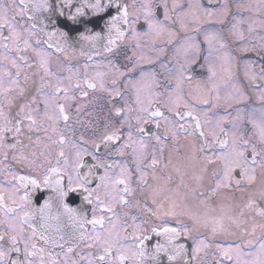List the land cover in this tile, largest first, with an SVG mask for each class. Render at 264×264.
<instances>
[{"label": "snow or ice", "instance_id": "1", "mask_svg": "<svg viewBox=\"0 0 264 264\" xmlns=\"http://www.w3.org/2000/svg\"><path fill=\"white\" fill-rule=\"evenodd\" d=\"M237 7L250 8L241 5ZM257 7L264 12V0H260ZM229 13L228 0H223L218 9L204 8L197 2L189 3L187 10H181L177 0H173L171 8L168 0H160L158 5L154 0H19L18 5L16 0H11L9 4L0 2V38L13 42L11 48L7 43L3 47L8 51L21 53L19 59L23 62L17 63L15 59L10 61L16 69V77L10 80L9 87L0 85V95L15 89L17 98L23 99L26 88L19 85V76L25 68H36L40 73V85L36 92L43 95L45 88L52 89L44 97L41 120L51 122V132L56 136L53 139L52 135H48L49 128L37 124L34 113H40L32 107L37 102L36 95L32 96L31 101L17 105L18 111L13 119H9L4 108L0 107V149H15L20 145L19 139L13 144H5L6 134L12 133L14 137H19L25 126L29 133L42 130L46 136L45 140H41L39 136L33 140L29 135V142L36 145V149L30 155L21 152L12 157L17 163L35 172V176L19 175L6 164L2 170L6 180L11 178L8 182L13 183V187H0V264H59L51 253H47L48 258L45 260L46 249L38 246L37 240L48 244L50 237L45 235V231L51 227L49 222L56 221V231H60L59 222L63 216H67L73 227L81 230L72 239L85 242L88 249L97 248L98 254L95 257L89 253L87 257L80 258L86 260L87 264H163L165 260L167 264H181L186 254L185 244L179 242L182 237L193 239L191 259L197 260L200 253L207 255L208 249L213 247L209 238L197 239L193 236L201 228L208 229L211 237L220 234L237 237L236 241L227 246L220 243L214 245L218 254H214V264H225L226 261L229 264H264V179L258 190L249 192L238 214L232 215L229 209H222V213L217 216L207 212L198 215L181 202L183 197L178 194L162 195L164 190L150 185L148 173L142 170L148 147L145 125L154 120L158 128L163 122L173 140L178 133H183L186 138L198 136L203 141L198 147L193 143V154H201V171H207L208 165L221 166L222 175L216 179L215 186L208 189L209 197L215 196L221 189H231L233 173L237 169L240 179H235V186L241 192L244 191L242 182L249 186L255 184L257 168L264 175V85L258 88L256 95L261 104L260 109L245 113L239 105L247 97L234 85L235 95L230 94L223 101L226 115L218 117L214 124L209 116L213 109L221 106L222 99L214 82L217 73L213 58L215 61L229 63L231 56L225 51L227 44L221 31L206 28L205 25H224ZM17 17H26L30 23L18 31ZM241 23L242 21H236L228 29L229 36L234 40L244 39L243 32L239 30ZM175 25H178V29ZM138 26L145 30L138 31ZM261 26L264 27V21ZM4 28L8 29L7 36L3 35ZM249 31H252L251 25ZM33 39L36 46L32 44ZM53 39L56 43H53ZM41 43L48 50H54L57 57L62 54L66 61L77 54V46L79 55H87L91 60V55L85 51L86 47L97 54L101 51L111 54L125 43L134 45L132 55L127 57L130 67L122 68L109 60L104 65L106 71H97L89 76L88 65H85L83 84L89 89L98 88L108 92L110 96L120 97L122 93L118 85L121 80L127 73L138 71L137 78L124 82V87L131 88L134 93L136 107L115 108L114 115L122 117L119 125L105 123L104 131L95 138L85 139L81 135L78 139H73L66 136L63 131L58 130L57 123L60 120L66 123L70 117L64 104L59 103L57 98L63 93L64 98L69 99L67 93L73 86V75L67 77V86L63 83L64 77L58 78L55 84L50 83L46 78L55 77L51 70L53 53L40 47ZM21 44L23 48L20 47ZM167 46L174 48L172 60L175 61V67L173 70L167 64H161V68L168 73L164 77L166 84L163 85V91H152L153 88L160 89L161 82L157 72L145 65L154 66L165 54ZM29 50L36 58L35 64L29 63L28 58L22 55ZM150 53H154L155 57ZM201 57L209 73L204 83L195 81L189 74ZM4 59L7 60L8 57L5 56ZM96 67L99 68L100 65L97 64ZM67 71L71 73V67H67ZM74 75L77 77L75 87L79 88L81 81L78 72ZM108 76H111L114 86L111 89L107 87L105 79ZM93 79L98 80V85L93 83ZM257 79L255 74L249 76L252 85H255ZM259 79L264 81V74ZM24 80L28 81L29 77L25 75ZM145 85L149 88L147 97L143 95ZM185 86L188 88L187 94ZM82 96L87 97L88 92H83ZM14 99L5 96L9 106ZM53 102L55 112L50 111ZM197 105L206 107L197 108ZM161 109L170 113L171 118ZM227 109H233L235 115ZM175 117H179V120L189 118L193 123H174ZM246 124L251 126L250 135L245 131ZM125 126L128 129L126 138L122 136ZM133 130L140 135L139 140L134 137ZM122 138L125 142L116 147ZM151 139L161 145L162 154L161 136L152 134ZM253 139L257 143H253ZM217 146L220 149L218 153L205 154L206 148L213 149ZM129 149L135 173L128 164L113 159L124 157ZM246 153L250 154V159ZM3 156L7 160L8 153L4 152ZM53 158L55 164L52 163ZM161 162L153 151L147 167L155 168ZM213 175L216 176V173ZM152 178L156 179L155 173ZM21 189L24 190L23 195L19 194ZM37 191L48 192L38 208L32 202L33 194ZM137 192L146 199H137ZM74 193H79L82 202L92 206L91 219L87 218L86 213L66 203ZM54 204L57 209L55 214L52 213ZM200 204L206 205V201L201 200ZM117 205L128 209L123 216L125 220L130 218L132 221L131 235L127 233L126 224L121 222L120 214L116 212ZM97 206L99 211L110 213L111 217L106 220L105 216L96 215ZM133 211L144 219L138 223L139 217L133 215ZM246 211L254 213L259 222L252 218L241 219ZM106 223L110 227H105ZM86 224L93 226L91 234L84 230ZM96 225H100L103 231H96ZM144 225H149L147 231ZM233 228L235 231L230 230ZM152 235L163 237V242L158 241L149 249L146 242ZM61 239L64 237L61 236ZM20 245H23V259H12V253L21 252ZM68 251L71 252L72 248ZM64 264H68L67 259ZM72 264H76V261Z\"/></svg>", "mask_w": 264, "mask_h": 264}, {"label": "flooded vegetation", "instance_id": "2", "mask_svg": "<svg viewBox=\"0 0 264 264\" xmlns=\"http://www.w3.org/2000/svg\"><path fill=\"white\" fill-rule=\"evenodd\" d=\"M5 4L11 3V0H0ZM173 0H168L169 7L171 8ZM177 2L181 5V10H187V5L189 3H200L204 8H213L218 9L220 5L223 3V0H212V3H209V0H177ZM260 0H228V4L230 7L229 16L226 19L224 25L219 24H208L205 25L206 28H214L221 31V34L227 44V51L231 60L229 63H224L221 61H215V71L217 73L215 78V83L218 86V92L221 96V106L212 110L209 113L213 124L216 119L220 116L226 115V109L224 106V98L228 97L230 94L234 95L233 86L236 84L243 94L247 97V100L244 101L239 107L245 110V113L251 112L253 110H258L261 108V104L257 101L256 95L257 90L261 85H264V81H261L259 77L264 74V27L261 26V21L264 20V12L258 9V4ZM155 4H159L160 0H154ZM16 4H19V0H16ZM237 5L241 6H250V8H238ZM12 11H9V15L11 16ZM160 18H163L162 8L160 9ZM18 21L17 30H21L22 26L30 23L26 17H17ZM236 21H242L239 25V30L243 32L244 39L234 40L229 36L228 29L231 27L233 23ZM142 23V22H141ZM251 25L252 31H249V26ZM178 29V25H175ZM144 27L138 26V31H144ZM3 35H8V29L4 28ZM43 40V38H41ZM8 44L9 48L13 46L12 41H5L0 38V85L3 87H9V82L11 79L16 77V69L12 67L10 61L15 59L17 63H23L19 56L21 53L16 51H8L3 45ZM53 43H56L55 39H53ZM33 46L35 45V39L32 40ZM159 46V42L158 45ZM23 48V45H20ZM40 47L48 50L46 45L41 43ZM134 45L123 44L119 48L118 51H115L111 54L103 53L97 54L94 51H91L87 47L85 51L88 52L92 59L89 60L87 55H79V50L77 46V54L73 56L71 60L66 61L64 56L61 54L57 57L54 50L52 51V60H51V70L55 74L53 78H46L50 81V83L55 84L57 79L60 77H64L63 83L65 86L69 84L67 79L68 76L73 75V79L71 84L73 85L67 96L69 99L64 98V94L62 93L57 99L58 102L64 104L66 108V112L69 115L70 119L65 123L63 120H60L57 123V128L60 131L73 139H78L81 135L84 136L85 139L95 138L99 136L104 131V125L108 122H113L117 126L119 125V120L122 117H116L114 115V109L117 107H126L132 106L136 107L134 104L135 96L131 88L126 89L124 87V82L126 80H132L138 77L139 72L127 73L126 76L121 80L118 87L121 91L120 97L110 96L108 92L100 91L98 88L96 90L89 89L86 84H83V80L85 79V65H88V75L93 76L97 71H106L104 67L105 64L109 60L113 63L119 64L122 68L130 67L131 63L128 61L127 57L132 55V48ZM174 48L172 46L166 47V52L163 54L160 59L155 63L154 66L145 65V67H152L158 74V79L161 82L160 89H151L152 91H163V85L166 84L164 79L165 75H167V71L161 68V64H167L169 68L174 70L175 61L172 60ZM206 54L202 53V56ZM22 55L28 58L29 63H36V58L32 51H25ZM150 55L155 57L154 53H150ZM7 56L8 59H4ZM99 64L100 67L97 68L96 65ZM67 67H71L72 72L69 73L67 71ZM78 72V78L81 81V87H75L76 84V74ZM194 77L195 81H200L202 83L207 81L208 78V69L205 61L201 57V59L192 66V71L189 73ZM255 74L258 79L255 82V85H252L249 80V76ZM27 75L29 77L28 81L24 80V76ZM235 77V78H234ZM107 82L108 88H113L114 86L111 83V76L105 78ZM236 80V81H235ZM93 83H97L98 80L93 79ZM19 85L26 88V95L23 99L17 98V91L14 89L12 92L5 93L4 95H0V107L4 108L5 113L8 115L9 119H13L16 117V113L18 111L17 105L19 103H24L26 101H31L33 95H36L37 102L32 105L34 109H38L40 115H35L38 125H43L44 128H49L48 135H52L53 139L56 138L55 135L52 134L50 129V121L41 120V115L44 112V97L50 94L52 89L45 88L43 90V95L36 92V88L40 85V73L36 68L28 69L25 68L20 76H19ZM144 92L143 95L147 97L149 95V88L147 85L143 86ZM88 92L87 97H83V92ZM188 88L185 86V94H187ZM5 96L15 98L13 104L9 106L5 101ZM206 106L197 105V108H203ZM235 107V106H234ZM165 111L166 115H169L171 118V114L167 113L165 109H161ZM50 111L55 112L54 102ZM228 112H232L235 115L233 109H227ZM135 121L133 120V123ZM174 123H183V124H191L193 123L189 118H185L184 120H179V117L173 118ZM230 127V125H229ZM146 128V139L148 142V147L145 150L146 155V163L142 165V170L148 173V183L153 186H158L162 188L164 191L162 195H179L183 197L181 201L184 205L187 206L189 210L192 212L203 215L206 212L210 215H213L214 209L219 208L222 204L226 202L229 204V201L236 203L238 206H242L244 202H246L248 194L250 190H254L256 185L249 186L246 183L241 184V187L244 189L243 192L237 191L235 186V179H240L239 169H237L234 173V179L232 181L231 189H221L216 193L215 196L209 197L208 189L210 187L215 186L216 179L222 175V168L219 164L208 165L207 171H201L200 164L203 162L200 160V153L196 152L193 154V143L198 147L199 144L203 143V141L198 137H185L183 133H178L177 138L175 140L172 139L171 134L167 132L165 125L161 122L160 127L156 126V123L150 121ZM127 126L122 129V136L126 138L127 134ZM245 131L251 134V126L245 125ZM134 137L139 140L140 135L135 133L133 130ZM159 135L163 140V153L161 154L160 148L161 145L157 144L154 140L151 139V135ZM31 136L33 140L36 139L37 136L41 138V140H45V133L41 131L33 130L31 133L28 132L27 127L23 128V134L19 137H14L12 133L6 134L5 144H13L16 139L21 141L20 145H17L15 149L10 148H2L0 149V187L5 189H11L13 187V183H9L8 180L11 178L8 177L6 180L5 175L2 170L4 165L6 164L13 172L19 175H33L36 173L31 169L25 167L23 164L17 163L12 159L13 155H19L23 152L25 155H30L32 151L36 149V145L29 142L28 136ZM122 138L117 144L116 147H119L121 144L125 142V139ZM253 143H257L255 139L252 141ZM259 147V145H258ZM58 150V149H57ZM155 151L156 158L161 159V163L157 165L155 168L147 167V163H150L152 158V153ZM220 151L219 147L213 149H205V154L211 155L212 153H218ZM8 153L7 160H4L3 153ZM246 155L250 157V154L246 153ZM90 159V158H86ZM113 159L119 160L121 163H126L130 166L133 173H135V165L132 162V154L131 149L125 154L124 157H113ZM52 163L55 164L54 158L52 159ZM261 170L257 168L256 177L259 175ZM153 173H155L156 179H153ZM216 173V176L213 175ZM116 178L115 176L113 177ZM258 178V177H257ZM135 185V181H133ZM93 187L95 185H92ZM24 190L21 189L20 195H23ZM48 196L47 191H37L33 194L32 202L35 207H39L44 199ZM221 196H224L220 199ZM137 199L145 200L146 197L139 192L136 194ZM206 201V205H201L200 201ZM66 203L69 204L72 208H77L81 212L87 214V218H92V206L87 205L82 202V198L79 193H74L70 196ZM150 203V201H149ZM226 206V205H225ZM262 206H264L262 204ZM96 215L105 216L106 220L111 217L110 213L99 211V206H97ZM57 211L55 204L52 208V213L55 214ZM127 208H121L117 205L116 212L120 214V219L122 223H125L127 228V233L131 235L132 228L131 219L125 220L123 216L124 212H127ZM133 215H138V223L144 219L143 216H140L137 212L133 211ZM51 227L45 231V235L50 237L49 243L44 244L42 241L37 240L38 246L44 247L46 249L45 260H47V253H51L52 256L59 262V264H64L65 259H67L68 264H72L73 261H76V264H87L86 260H81L80 258L87 257L89 253L95 257L98 254L97 248L93 247L88 249L85 247V242L78 241L72 239L73 235H79L81 231L78 227H73L71 222L68 220L67 216H63L59 222L60 231H56L57 222L50 221ZM154 223H159L158 221H154ZM174 226V225H173ZM190 226V222H189ZM105 227H110V224L106 223ZM147 231L149 225L143 226ZM96 231H103L100 225L95 226ZM84 230L87 233L91 234L93 232V226L91 224H86L84 226ZM38 231H44L43 229H38ZM124 232L121 230V235ZM260 235V232L257 236ZM61 236L64 239H61ZM193 236L197 239L200 238H209V242L212 243L213 247L208 249L207 255L204 253H200V256L197 260H192V247L194 246V241L192 238H181L180 243L185 244L186 254L181 261V264H214L213 257L214 254L218 256L216 253L214 245L216 243H220L223 246H227L228 244L237 240L235 236H229L225 234H220L215 237L210 236V231L205 228H201L198 233H193ZM152 235L151 238H153ZM54 241V242H53ZM154 242H158L156 238L151 242L150 240L146 242L147 247H151L154 245ZM161 242H163V237H161ZM60 245H63L61 247ZM7 246V245H6ZM21 252L20 253H12V259H23V245H20ZM72 248V251L69 252L68 249ZM247 251V249H245ZM38 262V257L36 258ZM99 264V262H97ZM225 264H229V262H225Z\"/></svg>", "mask_w": 264, "mask_h": 264}, {"label": "rangeland", "instance_id": "3", "mask_svg": "<svg viewBox=\"0 0 264 264\" xmlns=\"http://www.w3.org/2000/svg\"><path fill=\"white\" fill-rule=\"evenodd\" d=\"M262 21H264V20H262ZM261 21V22H262ZM235 78V77H234ZM236 81V80H235ZM235 86L236 87H238L236 84H235ZM239 88V87H238ZM240 89V88H239ZM235 95V94H234ZM257 180H256V182H255V184L254 185H256L255 187V189L254 190H258L259 189V187H260V182H261V180L262 179H264V175H262V173L260 172V174L259 175H257ZM250 191H253V190H250ZM222 197H224V196H221L220 197V199L222 198ZM226 205V206H225ZM264 205V204H263ZM240 207H242V206H238L236 203H233V202H231V201H229V204H227L226 202L224 203V205L222 204L221 206H219V208L217 209V208H215L214 209V212H213V216H217V215H220L221 213H222V209H229L230 210V214H232V215H236V214H238V212H239V208ZM249 218H252V219H256L257 220V222H259V218L258 217H255V215H254V213H250V212H247L246 211V215L244 216V217H241V219H249ZM249 227H250V225H249ZM230 230H232V231H235V229L233 228V229H230ZM260 231H259V229L257 230V234L259 233ZM236 237V236H235Z\"/></svg>", "mask_w": 264, "mask_h": 264}, {"label": "water", "instance_id": "4", "mask_svg": "<svg viewBox=\"0 0 264 264\" xmlns=\"http://www.w3.org/2000/svg\"><path fill=\"white\" fill-rule=\"evenodd\" d=\"M154 238H156L157 241L161 242V237H157V236H155V235H154L153 238L150 239V241L152 242V241L154 240ZM155 244H156V242H154V245H155ZM152 246H153V245H152ZM152 246H151V247H152ZM151 247H148V248L151 249ZM162 260H163V258H162ZM163 264H167L166 260L163 261Z\"/></svg>", "mask_w": 264, "mask_h": 264}]
</instances>
